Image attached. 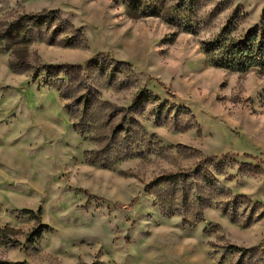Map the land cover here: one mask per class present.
Returning <instances> with one entry per match:
<instances>
[{
	"label": "rangeland",
	"instance_id": "374dc122",
	"mask_svg": "<svg viewBox=\"0 0 264 264\" xmlns=\"http://www.w3.org/2000/svg\"><path fill=\"white\" fill-rule=\"evenodd\" d=\"M189 2L0 0V31L19 16L57 11L86 41L27 46L18 39L0 53V262L231 264L237 254L224 259L214 245L264 250V75L215 68L202 50L230 22L236 40L261 25L264 0H197L192 12ZM153 9L160 14L144 15ZM172 16L174 25L164 18ZM98 54L113 61L109 72L123 63L112 84L84 66ZM43 64L84 66L72 84L76 96L85 80L93 90L84 135L58 89L44 85L45 73L34 79ZM144 86L159 101L132 110L128 146L135 153L125 158L126 134L111 138L112 130ZM166 102L193 120L176 109L158 118ZM209 157L224 165L218 178L230 197L252 205H239L237 222L216 206L219 199L198 226L167 217L145 186Z\"/></svg>",
	"mask_w": 264,
	"mask_h": 264
},
{
	"label": "trees",
	"instance_id": "16d2710c",
	"mask_svg": "<svg viewBox=\"0 0 264 264\" xmlns=\"http://www.w3.org/2000/svg\"><path fill=\"white\" fill-rule=\"evenodd\" d=\"M197 0H190L189 9L192 12ZM227 4V2H225ZM184 4H178L175 11L178 13L179 9ZM146 16H157L160 14L159 10L144 11ZM61 15L57 11H44L42 13L25 14L19 16L15 21L6 23L4 30L0 31V53L10 52L11 41L22 40L27 46L35 41H44L48 45L59 44L64 47L78 46L85 44L83 32L76 29L71 23L65 19L60 18ZM165 20L174 25V17H164ZM54 22H58L54 26ZM53 27L54 30H53ZM234 22H230L221 31V33L211 41L202 44V50L205 54L209 64L215 68L223 69L231 72L249 73L252 71L264 75V20L261 25L249 31L242 40H236L231 35L234 31ZM185 30H190L191 27L184 26ZM35 34H37V37ZM18 63H13V67H17ZM113 61L106 58L103 54H98L85 63L84 66H94L99 69L101 75L107 78V83L112 84L114 78L117 76V66H123L121 63H115L112 70L109 72ZM119 64V65H118ZM84 66H72L70 64H43L37 67L33 73L34 79L37 80L42 73H45L44 85L46 87H55L60 93V97L65 103V109L70 114L74 128L79 130L84 135L88 129V105L93 99L92 87L83 81L85 91L76 96L72 90L73 81L76 79L77 73L84 70ZM61 76H63L61 78ZM155 102L159 101L157 97L144 86L135 94L132 105L133 108L121 109L124 112L121 122L112 130L111 138L117 137V134L125 133L120 141V145L124 147L125 158L134 156L131 148L128 146L131 138V125L134 118L130 117L132 110L138 105L144 104L149 100ZM82 104V109L78 108ZM81 109V110H80ZM176 109L177 112L185 111L193 117L191 112L183 107H176L170 102H166L158 106L157 117L164 110L172 111ZM120 111V109H119ZM127 114V116H126ZM130 118L127 122L126 118ZM126 121V123H125ZM191 123V122H190ZM126 124V125H124ZM185 127V131L188 130ZM128 133V134H127ZM99 153V152H98ZM96 152V154H98ZM93 152L88 153L89 160L92 163L99 161ZM216 157H209L200 161L194 169L188 172H179L167 175H161L152 180L145 186V192L152 194L156 198L163 213L167 217L180 216L183 217L186 223L193 226H198L204 222V211L212 206L214 200L216 206H220L224 213H226L233 222L239 220L240 210L238 207L243 202L247 203L249 208L252 205L250 199L244 196L237 198L230 197V190L225 189L220 181L219 176L223 175L222 162L215 163ZM104 164H106L104 162ZM203 185V186H202ZM206 187V193L203 191ZM227 198L224 202L222 199ZM256 207H253L247 217L252 219L253 212ZM24 213L31 214L33 211L23 210ZM219 248L223 253V258L237 254V257L231 264H264V250L262 245L253 248L237 247L225 245ZM0 264H20L19 262H0Z\"/></svg>",
	"mask_w": 264,
	"mask_h": 264
}]
</instances>
